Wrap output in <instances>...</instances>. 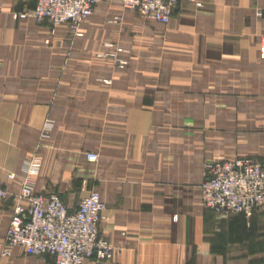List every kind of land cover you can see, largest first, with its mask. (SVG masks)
I'll return each instance as SVG.
<instances>
[{"label": "crops", "instance_id": "obj_1", "mask_svg": "<svg viewBox=\"0 0 264 264\" xmlns=\"http://www.w3.org/2000/svg\"><path fill=\"white\" fill-rule=\"evenodd\" d=\"M36 3L0 0V179L10 192L0 202V264H57L20 246L3 253L24 162L35 151L44 157L37 191L56 190L76 207L95 187L106 203L100 230L114 256L85 264H264V207L222 213L201 193L208 161L264 158V0H181L159 33L145 35L160 43L147 53L167 59L145 71L163 81L130 99L113 132L72 125L74 104L114 90L90 88L82 76L89 54L105 46L94 33L101 20H88L79 35L68 24L54 31L48 20L16 15ZM49 116L57 124L44 136ZM89 151L100 154L94 177L82 164L93 168Z\"/></svg>", "mask_w": 264, "mask_h": 264}, {"label": "built area", "instance_id": "obj_2", "mask_svg": "<svg viewBox=\"0 0 264 264\" xmlns=\"http://www.w3.org/2000/svg\"><path fill=\"white\" fill-rule=\"evenodd\" d=\"M120 1L126 8L138 9L150 18L167 23L181 0ZM97 3L98 0H37L35 7L22 15H30L39 22L48 20L54 27L63 23L77 26L94 12ZM45 133L48 132L44 136L48 135ZM87 157L97 161L99 153L89 151ZM40 168V158L29 160L24 167L28 175L14 194L15 205L3 253L10 254L12 247L20 246L28 254L50 255L57 264H85L91 258L111 259L114 246L100 230L106 207L100 191L89 189L78 205L71 207L60 192L35 189L31 173ZM201 193L204 205L218 212L252 215L264 207V158L239 155L208 161ZM9 195L0 179V202Z\"/></svg>", "mask_w": 264, "mask_h": 264}, {"label": "rangeland", "instance_id": "obj_3", "mask_svg": "<svg viewBox=\"0 0 264 264\" xmlns=\"http://www.w3.org/2000/svg\"><path fill=\"white\" fill-rule=\"evenodd\" d=\"M25 11L17 12L16 15L33 19L30 15H22ZM93 17L101 20L98 21L99 24L96 26L94 33H97L106 41L103 42L104 48L101 49L100 47L89 54L87 64L90 72L82 74V76L86 75L84 76L85 81L90 83V88L100 85L110 90V87L114 86V90L107 94L109 98L96 94L86 95L85 91H83L85 93L83 94L77 90L79 91V97L81 95L82 98L85 95L87 97L83 99V103L73 105L72 125L73 129H82L85 132L103 130L104 132H113L118 122L121 123L118 119L123 116L129 107L130 99L136 98L138 100L141 94L147 90L148 85L163 81V73L145 71L146 67L158 68L167 65V59L160 57L159 53L158 56H151L150 53H147L148 51L158 52L160 43L150 41V38L145 36L149 32L159 33L160 29L157 24L162 22L150 18L138 9L126 8L120 0H106L105 2H98L94 12L80 25L74 26L71 23H63L56 27L52 26V29L56 30L61 25L68 24L71 32L80 35L84 33L82 29L84 23ZM109 53H115V55ZM76 83L79 84V80ZM118 97L121 99V105L116 104V101H114ZM56 124L57 122L53 117L46 118L41 126L42 134L53 132ZM38 158L41 160V168L38 172L31 173L33 180L35 179L34 176L42 171L44 165L43 154L39 151L32 152L25 159L22 182L28 175L24 169L26 163L29 160H37ZM97 161H92L95 162L92 169V166H89L86 162L82 163L86 167L85 172L88 177L95 176ZM14 175V173H11L10 177H14Z\"/></svg>", "mask_w": 264, "mask_h": 264}]
</instances>
